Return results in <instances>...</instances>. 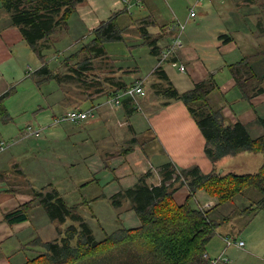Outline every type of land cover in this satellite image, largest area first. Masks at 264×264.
<instances>
[{
  "label": "crops",
  "instance_id": "0c3cea01",
  "mask_svg": "<svg viewBox=\"0 0 264 264\" xmlns=\"http://www.w3.org/2000/svg\"><path fill=\"white\" fill-rule=\"evenodd\" d=\"M249 2L250 0H202L197 4V16L193 21L197 23L201 20V23L191 28L192 31L189 29L181 35L182 48L161 64L179 92L192 89L194 83L211 74L218 84L216 92H227L234 88L233 77L229 75L219 84V75L228 71V64L237 62L244 56L239 49L240 58L235 54L238 39L249 40L254 37L251 32L253 25L257 24L252 22L249 7L246 6ZM170 10L173 11L172 8ZM149 13L150 11L146 16L150 17ZM176 18L178 17H174V20ZM162 26L149 27L150 32L158 37L157 45L161 48L167 46L177 34L176 26ZM221 34L229 36L228 40L220 39ZM34 55L19 28L12 25L10 14L0 3V96L10 91L3 99L4 109L9 116L4 117L3 122L0 121V142L9 143L0 150V264H23L45 251L43 242L58 237L55 224L37 202L32 204L26 221L8 223L4 219L6 212L32 199L31 188L36 189L54 182L65 202L77 205V212L91 229L94 238L100 240L116 228L140 225L130 201L121 199L114 203L112 197L120 190L134 186L138 177L147 171L151 172L147 183L158 184L161 180L160 170L166 163H172L178 171L197 166L206 174L213 169L222 173L235 172L229 166L243 168L239 163L253 161L256 164L251 165L258 166L262 161L258 156L241 155L236 156L240 157L237 160L222 158L212 162L204 152V135L180 100L162 104L165 101L163 97L147 92L145 96L136 98L140 108H134L131 113H127L129 107L126 109L123 102L126 96L117 102L113 101L112 97L121 92L119 87L124 84H130L136 79H143L146 83L147 76L160 65L157 58L147 76L141 75L142 66L136 64L135 69L128 67V70L134 71L127 76L114 73L109 79L105 77L101 84H87L84 81H74L75 84H71V81L64 80L58 83L60 86L51 88L41 87L40 84L46 80L35 79L33 72L41 64L37 58L34 59ZM180 65L184 66L183 71L179 69ZM216 92L211 93L210 101L217 99L219 103ZM93 107L94 114L79 124H54L52 121L55 116L69 109L85 110ZM240 110H230L234 114L233 120H240L243 116ZM261 112L258 113L257 110L259 116H264ZM226 114L225 110L224 115ZM34 122H37L38 128H42V135L37 138L25 137L26 125ZM259 126L256 125V131L262 128ZM247 128L250 129L248 125ZM42 136L43 141H40ZM131 138L136 139L131 151L126 155L117 154L118 149ZM35 149L40 155L30 156L31 159L25 165L39 171L37 179L25 176L18 169L19 160L27 158V154L35 155ZM229 160L237 161V166L229 163ZM226 162L228 166L224 167ZM188 193L187 185H181L173 194L175 202L182 204ZM257 199H253L252 192L245 190L235 195L231 201L218 204L216 197L209 196L202 189L196 191L190 202L193 207L199 208L206 201H213L215 204L208 209L207 214L217 224L215 234L207 244V258H215L213 254L217 253V243L221 246L224 238L230 236L231 228L239 231V235L245 229L250 230L260 211L250 216L241 213V210ZM233 203L238 209L233 208ZM221 207H227V210L223 211ZM237 219L241 220L238 226L241 228L234 224ZM101 220L107 222L108 229L102 226ZM218 229L220 233L217 234ZM246 252L249 253V250ZM258 258L259 255L251 264H264ZM83 260L76 264H82ZM106 263L115 264L113 260ZM121 264H126L124 257ZM227 264H244V261L232 258Z\"/></svg>",
  "mask_w": 264,
  "mask_h": 264
},
{
  "label": "trees",
  "instance_id": "16d2710c",
  "mask_svg": "<svg viewBox=\"0 0 264 264\" xmlns=\"http://www.w3.org/2000/svg\"><path fill=\"white\" fill-rule=\"evenodd\" d=\"M83 1L0 0L2 8L10 14L12 25L19 28L26 45L41 64L33 72L40 81L56 78L58 82L69 80L101 84L105 79L99 78L100 74L87 75L84 71L91 68L94 58H101L106 54L105 42L124 40V27L118 23L119 16L126 12L124 7L111 13L92 29V38L76 51V54L83 51L86 53L83 58L78 59V70L73 67L71 72L61 76L58 71L50 69L46 60L45 42L68 27L70 16ZM149 18L144 16L137 19L138 25L140 22V40L147 45L148 53L159 61L162 49L157 45L158 37L148 30L151 23ZM225 38L228 40L229 36ZM227 68L242 97L250 96L246 82L248 78H255V75L245 58L228 64ZM75 73L81 75L75 76ZM151 74L154 81L150 85V91L165 99L162 104H167L170 100L184 103L204 135V152L212 162L245 152L264 157V116H257L263 133L256 137L250 135L246 125L240 120L228 122L222 108H215L210 104L211 93L218 88L213 74L183 92L175 88L161 65L155 67ZM134 82L119 87L120 91ZM258 91L262 89L259 87ZM9 93L8 90L0 96V116H9L3 104V99ZM123 99L125 108L129 107L126 108L127 113L134 111L131 98L126 96ZM135 143V138L129 139L126 145L118 149L117 154L126 155ZM160 175L158 184H148L151 172L147 171L138 177L134 186L120 190L112 197L114 203L121 198L128 199L140 225L116 228L100 240L94 238L91 229L77 212V205H68L53 183L36 189L29 186L32 189V199L6 212L4 219L8 223L26 221L32 204L37 202L55 224L58 237L43 242L45 251L23 264H76L87 257L106 254L115 258V264H121L123 257L126 264H210L205 254L217 224L208 217V210L202 211L190 204L196 191L202 189L209 196L216 197L218 204H222L248 188H255L261 194L260 198L241 210V213L251 216L264 210V161L255 172L222 173L213 169L206 174L197 166L178 171L172 163H166L162 166ZM184 184L189 193L185 201L178 204L173 194ZM68 221L70 223L66 224Z\"/></svg>",
  "mask_w": 264,
  "mask_h": 264
},
{
  "label": "rangeland",
  "instance_id": "374dc122",
  "mask_svg": "<svg viewBox=\"0 0 264 264\" xmlns=\"http://www.w3.org/2000/svg\"><path fill=\"white\" fill-rule=\"evenodd\" d=\"M193 1L194 0H84L77 10L70 16L68 27L66 29H61L58 33L54 34L48 41L45 42L46 48L44 49V52L46 54L48 66L51 70L58 71L60 74H67V72H71L73 67H76V70H78V67H80V62H78V59L83 58V55H86V53L83 51L76 54V51L92 38V29L98 25L100 21L107 18L111 13L124 7L126 8V12L122 13L118 18V23L124 27V40L105 42L104 45L106 48V54L101 58H94L91 68L86 69L84 72H86L87 75L100 74L99 78L107 77V79H109L110 75H113L114 73L127 76L128 73H132V71H134L132 69L128 70V67L131 66V68L135 69L136 64H138L142 66L141 75L147 76L154 66L156 60L153 55L148 53L149 49L147 45L141 43V33L138 29L140 22L138 25L137 19L146 16L150 11L149 14L151 15L149 20L151 23L149 26L160 27L162 25L168 24L176 26V23L179 21L185 24L184 32L181 33L184 34L187 33L189 29L191 30V28H193L197 23H201V20H198L197 23H194L193 19H186V16L188 17L189 7ZM249 3L250 4L246 6L249 7L250 15L252 16V22L257 24V26L253 25V31L251 32L254 37H250L251 39L249 40L246 38H243V40L238 39V48H236L235 54L239 59V50L244 53L242 58H245L248 66H250L251 72L255 75V78L252 80L248 78L246 82L248 89L247 92L250 94V96L248 95L249 97H242L240 89H238L234 84V88L227 92H216L215 89V94L218 96L221 103H218L217 99L212 100L211 98L213 103L210 101V104L215 108L221 107L223 113L226 110L227 114L225 116L228 122H232L234 119V114L231 113L230 110H236L237 108L241 109L240 113L243 112V116L240 118L241 122H243L246 127L248 125L250 127V129L247 128L248 132L252 137H256L263 133V129L259 126L256 119L258 116L257 110L259 113L262 109H264V0H250ZM171 8L173 11L170 10ZM174 17H178L176 18L177 20H174ZM150 29L148 28L149 31ZM152 35L155 34L152 33ZM220 39H226L225 35L221 34ZM36 58V55H34V59ZM228 72L229 71L225 70L222 75H219V84L223 83L229 77L230 73ZM151 73L147 76L146 83L144 82V88L147 90H145V95L147 92L152 94L150 91V85L154 81V78L151 76ZM77 75L80 76L81 74L75 73V76ZM35 79L40 80V78L36 76ZM58 83L59 82L57 79L53 78L46 80L40 85L41 87L51 86V88H54L56 85L60 86ZM69 83L75 84V82L72 81ZM259 87L262 89V91H258ZM71 88L74 89V86H71ZM9 98L11 99V95ZM261 113L264 115V110ZM30 116H28V118ZM25 117H27V114ZM4 119V116L1 115L0 121ZM36 123L37 122H34L31 125L37 127ZM256 125H258L262 131L261 129H257L256 131ZM257 132L261 133L258 134ZM40 135H42V132ZM39 139L40 141H43V136ZM44 147H46V145H44ZM35 151V155L27 154V158L25 157L24 159L19 160V168L16 166L24 173L25 176L29 175V178L36 177L39 174V171L34 170L33 167H27L25 165V162L31 159L30 156L40 155L37 149H35ZM241 155L258 156V158H262V161L258 166L251 165L252 163H255L254 161L251 163H239L243 168H234L233 165L229 166V168L234 170L236 173L255 172L264 161V157L261 154L246 152L239 153L233 157L225 158H234V160H237V158L240 157L236 156ZM228 162L235 164L234 166H237V161L229 160ZM228 162L224 164V167L228 166ZM225 170L227 169L225 168ZM89 176H91L90 173ZM37 178L38 177H36V179ZM246 190L252 192L253 199L256 197L260 198L261 196L259 191L255 188H248ZM121 199L123 200L126 198ZM233 208L238 209L235 207V203H233ZM221 210L226 211L227 207H221ZM80 211L83 212L82 210ZM258 216V219L255 221L252 227H250V230L245 229L242 231V233H240V235L238 234L239 231L237 232V230L234 228L230 229V236L227 237L232 239L235 238L236 241H243V243H245L243 246H239L234 243L230 246H226L224 242L221 244V246H219L220 244L218 242L217 245L219 244V247L216 245L215 249H217V253L213 254L214 257L217 258L218 256H221L222 261L228 260V263L231 262L232 258H237L238 260L244 261V264H251L254 263V261L257 259V255H259V262H264V212L260 211ZM100 222L102 223V226L106 227L107 229L109 228L105 220H101ZM234 224L237 227L240 226L241 220L237 219ZM253 227L254 230H251ZM218 233H220L219 229L217 234ZM247 250H249V253L246 252ZM222 252L223 254H221ZM113 259L115 258L112 256H94L84 259L82 261L83 263H81L90 264L91 262H95L96 264H107L106 261L109 262Z\"/></svg>",
  "mask_w": 264,
  "mask_h": 264
},
{
  "label": "built area",
  "instance_id": "2783aa9c",
  "mask_svg": "<svg viewBox=\"0 0 264 264\" xmlns=\"http://www.w3.org/2000/svg\"><path fill=\"white\" fill-rule=\"evenodd\" d=\"M201 1L202 0H194V2L189 7L187 19L188 18L194 19L197 16L196 6ZM176 26H177L176 27L177 34L174 36L172 41L167 46L161 48L162 51H161L159 61H158V64H160V65L167 62L170 59V57L175 53V51L182 48V46H183L182 40H181V35H182L181 33L184 31L185 24L178 21L176 23ZM179 69L181 71H183L184 66L180 65ZM143 95H145L144 80L143 79H137L134 82V84H132L131 86H129L125 90H122L119 94L118 93L115 94L112 98H113L114 102H117L120 100V98L122 96H129L131 98V100L134 102L135 109H139L140 107H139L138 103L136 102V98L143 96ZM94 109H95V107L90 108V109H85V110L78 109V108L69 109V110L65 111L64 113H62L58 116H55L52 121L54 124L63 123V122H71V123L79 124V123L83 122L84 120H86L87 118H89L90 116H92L94 114ZM24 130H25V132H24L25 137L37 138L40 136L42 128L34 127V126L29 124V125H26ZM8 144H9L8 142L1 141L0 142V150H2L4 147L8 146ZM213 206H215L213 201H206L199 206V209L202 211H206V210L212 208ZM224 243L226 246H230L233 243L237 244L239 246L244 245L243 241H236V239H232L230 237H225ZM221 254H223V252ZM205 256L207 257V254H205ZM209 260H210V264H217L218 262L227 263V261H228V260L222 261L221 256H218L217 258H213V259H209Z\"/></svg>",
  "mask_w": 264,
  "mask_h": 264
}]
</instances>
